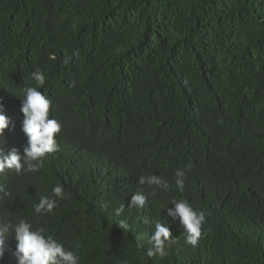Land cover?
<instances>
[{
  "label": "trees",
  "instance_id": "16d2710c",
  "mask_svg": "<svg viewBox=\"0 0 264 264\" xmlns=\"http://www.w3.org/2000/svg\"><path fill=\"white\" fill-rule=\"evenodd\" d=\"M0 264H264V0H0Z\"/></svg>",
  "mask_w": 264,
  "mask_h": 264
}]
</instances>
